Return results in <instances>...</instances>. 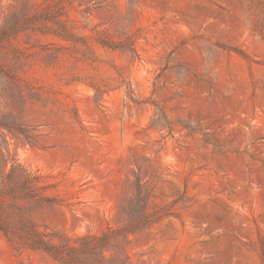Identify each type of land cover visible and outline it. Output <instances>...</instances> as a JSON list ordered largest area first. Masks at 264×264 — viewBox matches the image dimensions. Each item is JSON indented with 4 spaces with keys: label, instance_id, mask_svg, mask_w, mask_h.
I'll return each instance as SVG.
<instances>
[{
    "label": "rangeland",
    "instance_id": "374dc122",
    "mask_svg": "<svg viewBox=\"0 0 264 264\" xmlns=\"http://www.w3.org/2000/svg\"><path fill=\"white\" fill-rule=\"evenodd\" d=\"M6 27L0 97H28L9 108L37 135L11 157L59 199L41 230L126 226L139 184L128 263L264 264V0H0ZM0 264L61 263L0 235Z\"/></svg>",
    "mask_w": 264,
    "mask_h": 264
},
{
    "label": "trees",
    "instance_id": "16d2710c",
    "mask_svg": "<svg viewBox=\"0 0 264 264\" xmlns=\"http://www.w3.org/2000/svg\"><path fill=\"white\" fill-rule=\"evenodd\" d=\"M31 18H27V22ZM48 20L57 26L58 31H53L55 35L67 41L73 40L72 32L58 16ZM7 29H0V45L6 40ZM110 46L123 48L124 45L114 43ZM11 77L8 71L0 67V80L5 83L4 94L8 93V80ZM26 88L39 96L37 89ZM27 98L0 97V235L19 254L25 249L42 251L61 264H130L127 256L115 249L113 242L120 239L127 241L130 232L144 229L153 223L147 211L148 196L139 184L136 195L124 208L128 222L126 226L109 228L100 235L71 237L43 231L34 221L33 215L37 210L57 205L59 199L49 194V186L44 184L41 173L13 161L11 157L10 139L28 143L37 141L35 128L26 124L9 108L15 103H25Z\"/></svg>",
    "mask_w": 264,
    "mask_h": 264
}]
</instances>
